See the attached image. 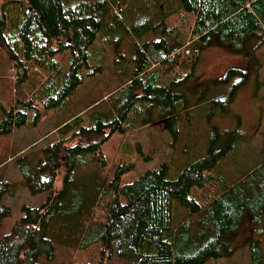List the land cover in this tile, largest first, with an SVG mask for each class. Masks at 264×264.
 Here are the masks:
<instances>
[{"label": "trees", "instance_id": "16d2710c", "mask_svg": "<svg viewBox=\"0 0 264 264\" xmlns=\"http://www.w3.org/2000/svg\"><path fill=\"white\" fill-rule=\"evenodd\" d=\"M175 4L189 15L188 32L140 45L142 33L155 28L156 10H175ZM10 5L16 8L11 13ZM108 33L116 41L120 34L129 37L135 54L131 77L107 95L106 111L63 120L58 127L63 136L39 157H17L30 193L49 194L38 206L21 205L22 215L8 232L2 224L11 209L2 199L14 186L0 175V264H47L40 258L51 261L55 244L78 251L95 246L92 263L69 264H205L231 257L245 211L252 224L264 225V160L238 182L214 187L213 167L237 141L247 139L244 133L218 131L229 134L227 144L218 150L209 144L204 156L184 164L176 178L168 176L164 162L125 183L133 163L119 158L103 174L101 147L113 133L161 121L177 138L182 113L189 115L199 100L231 102L245 78L227 96L218 92L220 78L206 79L202 91L207 92L192 105L180 106L185 94L177 89L185 79L176 76L186 66L194 72L200 49L209 45L232 54L242 52L251 39L260 46L264 0H0V50L11 56L20 92L0 118V136L37 125V99L43 111L62 107L86 76L101 69L97 47L104 46ZM239 73L228 69L224 81ZM78 169L91 173L80 187ZM58 177L61 187L53 191ZM175 203L185 213L174 225ZM256 235L247 239L249 264H264Z\"/></svg>", "mask_w": 264, "mask_h": 264}, {"label": "rangeland", "instance_id": "374dc122", "mask_svg": "<svg viewBox=\"0 0 264 264\" xmlns=\"http://www.w3.org/2000/svg\"><path fill=\"white\" fill-rule=\"evenodd\" d=\"M175 8L156 10V21L153 23L155 28L142 33L138 43L152 44L164 38L171 40L178 30L186 34L188 32L186 20L189 15L177 9L176 4ZM15 10V7L9 6V13ZM108 34L104 46L97 47V64L100 62L101 69L86 76L62 107L43 111L40 100L37 99L34 104L41 112L37 125L28 124L14 129L9 135L0 136L2 156L0 175L14 186L12 194H6L2 199L11 209L10 216L5 218L2 224L4 232H8L14 221L22 215L21 205L38 206L49 194V191L30 193L26 181L18 171L17 157L26 156L31 160L39 157L46 145L63 136L58 130L63 120L91 110L106 111L107 95L116 91L131 77L135 54L127 40L129 37L120 34L116 41V37ZM200 50L195 71L186 66L176 76L185 79L182 88L177 89L178 92L185 94L179 105L189 106L201 98L203 96L201 94L207 92L202 91L206 79L220 78L221 89L218 92L227 96L230 87L238 85L241 79L245 78V81L239 84L240 87H237L233 100L212 105L211 102L201 99L198 105L189 108V115L185 116V113L181 112L183 118L179 130L182 134L177 138L162 126L163 121L138 126L124 134L113 133L101 147L106 160L103 174L110 173L119 158H127L133 163L134 168L123 177L124 183L136 179L146 170L158 168L164 162L169 163L168 176L176 178L184 164L204 156L209 144L215 150L223 148L229 140V134L219 135L218 131H229L233 128H238L247 139L237 141L229 154L213 167L211 173L214 187L220 189L230 182H238L243 175L264 160V42L256 46L255 40L251 39L246 42L244 50L237 54L214 45ZM230 68H236L240 73L224 81ZM16 82L18 81L11 56L0 50V118L20 95V92L16 91L18 88ZM38 94L43 97L44 91H38ZM226 107L227 112L224 111ZM188 116L190 120H187ZM77 173V178L80 177L78 186H84L83 182L87 181L91 173L89 170L81 169H78ZM60 187L61 179L58 177L52 190L57 191ZM174 207L175 225L185 213V209L178 203H175ZM261 219L264 224V212ZM250 231L257 234L264 253V225L252 224L250 215L245 211L233 245L235 254L220 260H210L205 264H249V248L246 244L247 239L252 236ZM95 254V246L78 251L55 244L53 259L48 262L41 257L40 261L47 264H69L79 261L92 263Z\"/></svg>", "mask_w": 264, "mask_h": 264}, {"label": "crops", "instance_id": "0c3cea01", "mask_svg": "<svg viewBox=\"0 0 264 264\" xmlns=\"http://www.w3.org/2000/svg\"><path fill=\"white\" fill-rule=\"evenodd\" d=\"M251 232V231H250Z\"/></svg>", "mask_w": 264, "mask_h": 264}]
</instances>
